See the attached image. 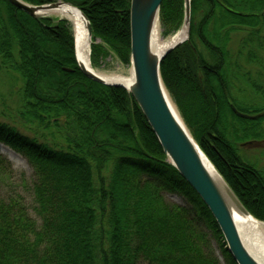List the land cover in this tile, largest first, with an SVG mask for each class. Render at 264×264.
<instances>
[{
	"label": "trees",
	"instance_id": "trees-1",
	"mask_svg": "<svg viewBox=\"0 0 264 264\" xmlns=\"http://www.w3.org/2000/svg\"><path fill=\"white\" fill-rule=\"evenodd\" d=\"M21 1L81 11L94 69L111 55L130 64V0ZM184 15V0H163L162 35L180 30ZM0 73L21 83L15 126L0 122V144L32 168L40 221L21 197L0 198V264H220L194 217L224 263L236 264L132 96L80 71L67 21L32 18L0 0ZM160 75L199 149L264 222V171L240 154L264 143V0H190L189 38L162 60ZM13 175L0 154V184ZM164 193L181 195L193 214Z\"/></svg>",
	"mask_w": 264,
	"mask_h": 264
},
{
	"label": "water",
	"instance_id": "water-1",
	"mask_svg": "<svg viewBox=\"0 0 264 264\" xmlns=\"http://www.w3.org/2000/svg\"><path fill=\"white\" fill-rule=\"evenodd\" d=\"M7 2L32 18L48 17L40 13L52 11L60 4L67 5L81 15L85 21L88 36L92 39V32L87 18L81 11L69 4L57 2L43 6H32L21 0H7ZM162 2L163 0H130V67L133 72L130 87H125L117 82H108L84 68L77 58V44L73 35L77 66L87 78L104 86L123 88L132 96L156 137L167 161L209 210L234 262L236 264H260L249 254L241 241L223 192L207 167V164L211 166L212 164L199 149L184 123H180L173 114L167 101L166 95H169L161 79L160 64L170 52L181 46L189 38L190 0H184L183 26L187 27V36L184 40L168 48L159 58H156L151 54V35L155 23L159 24V11ZM212 168L218 174L213 166ZM219 177L237 208L244 215L252 217L222 177L220 175ZM254 220L264 227V222Z\"/></svg>",
	"mask_w": 264,
	"mask_h": 264
},
{
	"label": "rangeland",
	"instance_id": "rangeland-1",
	"mask_svg": "<svg viewBox=\"0 0 264 264\" xmlns=\"http://www.w3.org/2000/svg\"><path fill=\"white\" fill-rule=\"evenodd\" d=\"M48 17L58 20V18L55 16H48ZM159 30H160L161 38L163 40H167L173 37L174 35H176L181 29L175 32L174 34L164 37L162 35L163 30L161 29V25L159 21ZM71 32L72 35H74L72 28H71ZM96 43L99 44L98 41ZM90 56H91V46H90ZM129 67L130 64L125 65L122 62H120L116 57L111 55L104 62V64H102L100 68H95V70L103 74H114V73L120 74L124 72L128 74L127 72ZM20 86L21 83L19 82L17 83L16 80H12L10 79L9 76L0 73V122L1 123H5L9 126H13V125L15 126L16 101L18 100L19 97ZM0 154L9 161L14 171V175L11 178V180L7 181L4 184H0V198L5 200L8 199L9 197H16V196L21 197L27 208L29 216L37 223V225H40V221L34 212L35 203L32 194L34 174L32 168L29 166L27 161L22 156L18 155L10 148L6 147L5 145L0 144ZM240 154L243 158H245L246 161L255 165L259 170L264 171V143H258L254 145L253 144L244 145L243 148L240 150ZM163 197L167 203L175 204L180 207H183L187 209L190 214H193L188 202L181 195L164 193ZM194 220L196 221L197 226L207 235L210 244V249L215 254L220 264H225L221 256L219 246L216 240L213 238V235L210 232V230L206 227V225L203 222L199 221V218L194 217ZM137 264H145V263L143 261H139Z\"/></svg>",
	"mask_w": 264,
	"mask_h": 264
},
{
	"label": "bare ground",
	"instance_id": "bare-ground-1",
	"mask_svg": "<svg viewBox=\"0 0 264 264\" xmlns=\"http://www.w3.org/2000/svg\"><path fill=\"white\" fill-rule=\"evenodd\" d=\"M41 15L55 16L58 19L65 20L73 29V34L76 40V51L77 58L80 64L86 68L88 71H91L103 78L108 82H117L125 87H130L133 80V72L131 67L128 69V74L126 72L120 74H103L95 70L91 66L90 62V46L91 39L88 36L86 24L81 15L74 9L70 8L67 5L60 4L56 9L40 13ZM187 36V27L183 26L182 29L173 37L163 40L160 35L159 24L155 23L152 35H151V54L156 58H159L168 48L185 39ZM166 95V93H165ZM167 101L169 106L176 116V118L181 123V118L170 100L167 96ZM209 172L215 179L216 183L221 188L223 192L225 201L231 212V216L241 238V241L249 252V254L260 264H264V227L258 224L254 218L244 215L235 205L234 200L230 196L229 192L226 190L223 182L221 181L219 175L214 171L211 165L207 164Z\"/></svg>",
	"mask_w": 264,
	"mask_h": 264
}]
</instances>
